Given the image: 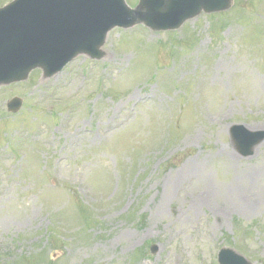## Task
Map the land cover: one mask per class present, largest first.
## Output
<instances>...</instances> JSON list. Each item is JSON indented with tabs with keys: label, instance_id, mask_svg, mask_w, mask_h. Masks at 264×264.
I'll list each match as a JSON object with an SVG mask.
<instances>
[{
	"label": "rangeland",
	"instance_id": "374dc122",
	"mask_svg": "<svg viewBox=\"0 0 264 264\" xmlns=\"http://www.w3.org/2000/svg\"><path fill=\"white\" fill-rule=\"evenodd\" d=\"M105 47L0 88V264H219L225 245L264 264V140L243 156L230 133L264 129V0Z\"/></svg>",
	"mask_w": 264,
	"mask_h": 264
},
{
	"label": "water",
	"instance_id": "95a60500",
	"mask_svg": "<svg viewBox=\"0 0 264 264\" xmlns=\"http://www.w3.org/2000/svg\"><path fill=\"white\" fill-rule=\"evenodd\" d=\"M235 0H13L0 7V86L28 80L35 69L47 79L60 72L79 54L103 58L102 49L116 26L143 23L154 31L179 29L202 12L230 9ZM19 97L9 102L17 112ZM236 145L243 154L264 139V132L233 127ZM244 137V140L241 138ZM157 247H153V252ZM221 264H253L232 248L224 247Z\"/></svg>",
	"mask_w": 264,
	"mask_h": 264
},
{
	"label": "bare ground",
	"instance_id": "6f19581e",
	"mask_svg": "<svg viewBox=\"0 0 264 264\" xmlns=\"http://www.w3.org/2000/svg\"><path fill=\"white\" fill-rule=\"evenodd\" d=\"M235 160V156L233 154H230L228 157V162H234ZM187 173H189L190 167L189 165H185V168ZM244 172H247V177H251L254 172L256 170L254 169H244ZM183 176V173H182ZM246 176V175H245ZM238 182V179H235V181L232 182V184L230 185V189L228 190L229 195L231 196L232 199V206L238 207L242 212L245 213H250L254 210L255 207V203L250 199L251 196H245L244 192H241L240 186L236 183ZM169 186H173V180L170 181ZM172 198V196L169 194L168 200H170ZM203 199V200H202ZM166 200V199H165ZM202 202H204V196L200 197H196V199L192 200V204L189 207L190 209H197L198 207L202 206ZM225 209H220L217 208L216 212L219 214H223Z\"/></svg>",
	"mask_w": 264,
	"mask_h": 264
}]
</instances>
